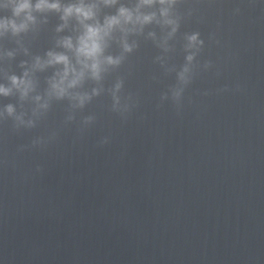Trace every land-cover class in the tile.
<instances>
[{
  "label": "clouds",
  "instance_id": "9594fccd",
  "mask_svg": "<svg viewBox=\"0 0 264 264\" xmlns=\"http://www.w3.org/2000/svg\"><path fill=\"white\" fill-rule=\"evenodd\" d=\"M178 3V0H138L133 8L120 5L114 15H106L101 22L99 17L100 5L104 7H113L118 4V0H99V2L86 3L85 0H78L76 3L61 4L60 0H6L0 4V9L10 12V15L0 17V35L11 33L13 36L19 35L22 32L28 31L31 25L36 23L34 12L54 11L60 13V19L64 22L57 31H63L68 26V21L74 19L79 25L78 35L75 40L71 36L63 37L58 41V46L64 48L65 52L49 51L47 59L41 60L36 58L34 68L43 70L49 66L61 65L62 68L55 73L49 81V95L56 99L69 98L76 103L73 108H83L86 103L91 102L93 96H99L102 88H93L91 94L87 92H74L73 90L80 88L86 79H91L100 82L103 79L104 73L108 67H119L123 62L124 57L105 55L109 40L112 39L113 33L119 30L123 33L121 40L124 53H131L136 47L135 43L129 44L127 35L129 33L142 32L144 26L153 23L165 26H171V37L180 27L179 18H173L172 7ZM159 5V15L156 11H142L145 8H152ZM150 36H155L154 33H149ZM200 34L194 32L187 36L188 48H193L197 44L203 45L204 41L199 39ZM71 52L70 57L67 53ZM196 52L189 54L186 59L191 63ZM9 55H12L9 53ZM73 57L75 63H73ZM210 65V62H207ZM189 72L187 65L178 73V80L183 85L182 87L172 90V100L179 107L185 88L191 83V80L186 76ZM11 86L0 84V96H10L13 90L19 92L21 99L26 98L31 91L34 90L33 81L30 78L29 72L25 71L23 76L11 75L8 77ZM124 86L122 79L117 80L112 94V110L119 113L125 119L130 113L133 105L125 104L120 107V96L118 95ZM35 99L40 101L41 97L36 96ZM132 99L131 96L128 98ZM168 94L161 96V100H167ZM42 109L49 107L45 102L39 105ZM5 112L8 117H13L19 124L15 125L18 131L20 125L24 124L21 116L16 115L14 105L8 104L5 107ZM0 117L3 114L0 113ZM75 120L74 115H69L67 121ZM95 120V116H86L83 119V127L91 125ZM31 129L36 127L33 120H29L25 125ZM82 130V129H81ZM51 139V138H50ZM105 138L101 143H107ZM47 141L44 138H37L32 141V146H43ZM39 170V169H38Z\"/></svg>",
  "mask_w": 264,
  "mask_h": 264
}]
</instances>
